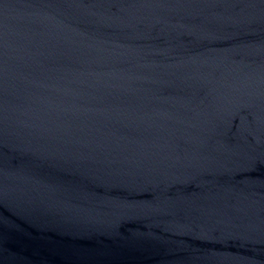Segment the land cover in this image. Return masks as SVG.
<instances>
[{"label":"water","instance_id":"water-1","mask_svg":"<svg viewBox=\"0 0 264 264\" xmlns=\"http://www.w3.org/2000/svg\"><path fill=\"white\" fill-rule=\"evenodd\" d=\"M0 264H264V0H0Z\"/></svg>","mask_w":264,"mask_h":264}]
</instances>
